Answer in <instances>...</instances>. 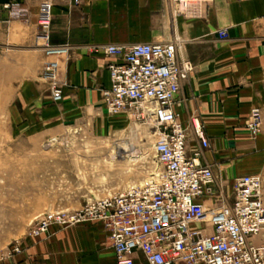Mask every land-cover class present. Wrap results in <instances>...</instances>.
<instances>
[{
	"label": "crops",
	"instance_id": "crops-1",
	"mask_svg": "<svg viewBox=\"0 0 264 264\" xmlns=\"http://www.w3.org/2000/svg\"><path fill=\"white\" fill-rule=\"evenodd\" d=\"M12 1L0 0V138L13 139L7 150L13 160H4L6 148L0 146V167L8 169L14 184L21 178L23 135L63 132L79 123L109 132L116 125L101 94L111 86L108 65L116 58L92 52L95 46L180 40L178 58L194 65L174 102L190 133L189 153L201 147L191 130L192 118L199 117L210 141L200 161L213 168L215 187L231 196L236 177L260 174L264 201V0H213L197 18L176 15L174 0H56L50 40L67 48L59 56H47L38 38L40 0H17L27 7L26 18L10 16L6 5ZM220 31L228 36L222 38ZM50 61L60 65L64 98L59 103L44 78ZM252 108L262 111L255 137L247 129ZM20 199L14 192L13 201ZM14 214L21 216V210ZM13 237L21 251L1 255L0 264H116L102 222L52 226L41 238L27 232ZM135 263L148 264L141 252Z\"/></svg>",
	"mask_w": 264,
	"mask_h": 264
},
{
	"label": "built area",
	"instance_id": "built-area-1",
	"mask_svg": "<svg viewBox=\"0 0 264 264\" xmlns=\"http://www.w3.org/2000/svg\"><path fill=\"white\" fill-rule=\"evenodd\" d=\"M56 0H40L38 38L47 56L67 52L66 46L50 40L52 7ZM79 4L81 0H73ZM213 0H174V13L197 18ZM12 18H26L27 7L20 1L6 5ZM222 38L227 31H220ZM181 41L167 43L103 44L93 48L116 58L108 65L111 86L101 91L110 115L128 112L138 122L155 129L153 149L159 163L140 184L90 200L77 211L50 210L38 216L28 235L41 237L52 226L68 227L82 222H102L112 242L116 264H136L141 252L148 264H264L263 178L260 174L238 176L233 193L215 187L210 165L200 156L210 146L203 122L191 120L194 139L201 146L189 153L190 133L179 120L174 102L182 83L194 70L180 60ZM55 103L64 98L59 80L60 65H44ZM262 111L252 108L247 129L252 136L261 130ZM17 245L11 253H18Z\"/></svg>",
	"mask_w": 264,
	"mask_h": 264
},
{
	"label": "rangeland",
	"instance_id": "rangeland-1",
	"mask_svg": "<svg viewBox=\"0 0 264 264\" xmlns=\"http://www.w3.org/2000/svg\"><path fill=\"white\" fill-rule=\"evenodd\" d=\"M109 116L117 121L109 132L79 123L63 132L52 127L48 135L22 136L21 178L14 184L8 169L0 167V256H12L9 252L17 246L13 236L28 234L43 213L80 210L90 200L140 184L160 167L153 149L154 126L135 121L128 112ZM13 144L12 138H0L6 148L0 157L6 162L13 160L7 152ZM123 144L133 145L137 154H120ZM14 192L21 194L20 201H13ZM18 208L21 216L14 214ZM28 210L33 212L30 217L25 215Z\"/></svg>",
	"mask_w": 264,
	"mask_h": 264
},
{
	"label": "bare ground",
	"instance_id": "bare-ground-1",
	"mask_svg": "<svg viewBox=\"0 0 264 264\" xmlns=\"http://www.w3.org/2000/svg\"><path fill=\"white\" fill-rule=\"evenodd\" d=\"M134 144V143H133ZM120 154H124L125 152H130L132 155L137 154L138 150L134 148L133 145L130 144H123L119 146V151ZM117 154V153H116ZM116 154L111 155V159L113 160L116 157Z\"/></svg>",
	"mask_w": 264,
	"mask_h": 264
}]
</instances>
